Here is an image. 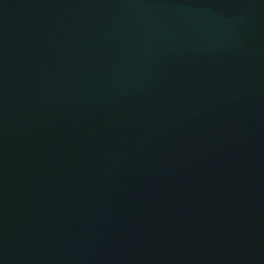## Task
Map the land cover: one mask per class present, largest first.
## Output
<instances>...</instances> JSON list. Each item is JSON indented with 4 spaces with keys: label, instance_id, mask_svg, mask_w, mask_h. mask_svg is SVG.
Here are the masks:
<instances>
[{
    "label": "water",
    "instance_id": "1",
    "mask_svg": "<svg viewBox=\"0 0 264 264\" xmlns=\"http://www.w3.org/2000/svg\"><path fill=\"white\" fill-rule=\"evenodd\" d=\"M0 264H264V0H0Z\"/></svg>",
    "mask_w": 264,
    "mask_h": 264
}]
</instances>
